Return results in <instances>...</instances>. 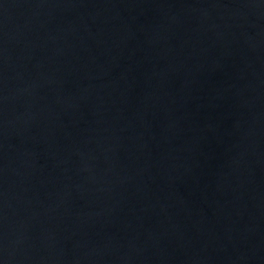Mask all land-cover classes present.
<instances>
[{
  "label": "water",
  "instance_id": "water-1",
  "mask_svg": "<svg viewBox=\"0 0 264 264\" xmlns=\"http://www.w3.org/2000/svg\"><path fill=\"white\" fill-rule=\"evenodd\" d=\"M0 264H264V0H0Z\"/></svg>",
  "mask_w": 264,
  "mask_h": 264
}]
</instances>
